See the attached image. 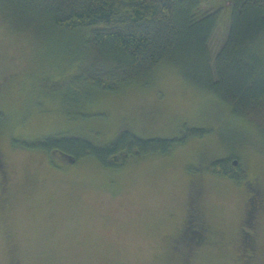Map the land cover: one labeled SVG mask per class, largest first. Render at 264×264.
<instances>
[{
  "label": "rangeland",
  "instance_id": "obj_1",
  "mask_svg": "<svg viewBox=\"0 0 264 264\" xmlns=\"http://www.w3.org/2000/svg\"><path fill=\"white\" fill-rule=\"evenodd\" d=\"M230 22L226 8L211 40L213 59ZM10 26L0 20V164L10 174L9 189L2 193L0 185V264H264L260 125L234 116L231 106L173 66L162 67L150 85L73 102L67 87L55 85L75 72L67 44ZM127 128L144 139L182 138L185 129L208 133L190 136L169 155L132 157L118 169L92 159L55 166L46 152L13 145L61 133L106 144ZM232 153L246 172L243 181L209 168ZM246 183L260 192L250 228ZM194 211L205 227L203 242L189 252L173 249ZM192 229L188 246L199 241Z\"/></svg>",
  "mask_w": 264,
  "mask_h": 264
},
{
  "label": "trees",
  "instance_id": "obj_2",
  "mask_svg": "<svg viewBox=\"0 0 264 264\" xmlns=\"http://www.w3.org/2000/svg\"><path fill=\"white\" fill-rule=\"evenodd\" d=\"M226 8L231 9L229 33L213 59L211 40ZM0 20L13 32L43 33L67 44L75 72L55 85L56 90L67 87L73 102L150 85L162 67L173 66L189 84L215 95L232 107L234 116L264 131V0H0ZM4 119L0 111V125ZM207 133L185 129L182 138L144 139L127 128L106 144L61 133L32 142L14 139L13 145L46 152L55 166L92 159L118 169L132 157L169 155L190 136ZM239 162L232 153L209 168L240 182L247 175ZM194 233L202 243L203 232ZM188 244L172 247L189 252L196 242Z\"/></svg>",
  "mask_w": 264,
  "mask_h": 264
},
{
  "label": "flooded vegetation",
  "instance_id": "obj_3",
  "mask_svg": "<svg viewBox=\"0 0 264 264\" xmlns=\"http://www.w3.org/2000/svg\"><path fill=\"white\" fill-rule=\"evenodd\" d=\"M0 174H1V178L2 180L0 181V185H1V189L3 190L2 193H4L8 188V185L10 183V174H9V170L6 168V164L2 161L0 164ZM246 187L248 188V192L250 193V197L249 200L251 199V201L248 200V205H251L250 208L246 211V224L249 226V228L252 226V224H250V222H247L248 218L252 217V211L254 208H256V204H254L253 201L256 200V197H258L260 195L259 189L256 188L255 186H252L250 183H246ZM195 196H193V194H191V202L193 201ZM259 205V204H258ZM261 207H263L261 205ZM188 220L190 219V221L188 222L187 220L184 223V227L181 230V232L179 233L178 236H176L173 240V244H187V240H186V235L187 233L190 231L191 226L193 227V229L197 232H205V227L202 224V221L200 220L199 215L196 214V212L194 211L193 213H191V216H187ZM191 223H194L195 226L191 225ZM192 229V230H193ZM193 230V231H194ZM242 241L245 242V239L248 237L247 231L246 230H242ZM197 242V241H195ZM253 242V241H252ZM201 243V241H198L196 244ZM243 246L246 247H253L254 243H250V245H246L244 244ZM189 247V246H188ZM252 248L248 249L246 251H244V254L248 257L252 256Z\"/></svg>",
  "mask_w": 264,
  "mask_h": 264
},
{
  "label": "water",
  "instance_id": "obj_4",
  "mask_svg": "<svg viewBox=\"0 0 264 264\" xmlns=\"http://www.w3.org/2000/svg\"><path fill=\"white\" fill-rule=\"evenodd\" d=\"M238 164V162L237 161H234V165H237Z\"/></svg>",
  "mask_w": 264,
  "mask_h": 264
}]
</instances>
